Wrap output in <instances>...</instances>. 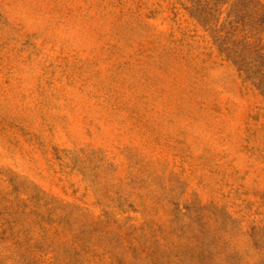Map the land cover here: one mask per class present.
Here are the masks:
<instances>
[{
  "label": "rangeland",
  "instance_id": "rangeland-1",
  "mask_svg": "<svg viewBox=\"0 0 264 264\" xmlns=\"http://www.w3.org/2000/svg\"><path fill=\"white\" fill-rule=\"evenodd\" d=\"M0 264H264V0H0Z\"/></svg>",
  "mask_w": 264,
  "mask_h": 264
}]
</instances>
